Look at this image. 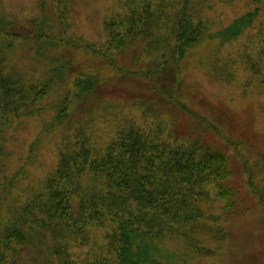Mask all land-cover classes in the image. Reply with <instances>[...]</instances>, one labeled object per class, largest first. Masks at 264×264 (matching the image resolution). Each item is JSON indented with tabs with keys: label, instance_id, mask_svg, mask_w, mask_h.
<instances>
[{
	"label": "rangeland",
	"instance_id": "rangeland-1",
	"mask_svg": "<svg viewBox=\"0 0 264 264\" xmlns=\"http://www.w3.org/2000/svg\"><path fill=\"white\" fill-rule=\"evenodd\" d=\"M166 1L173 12L184 0ZM187 5L208 32L184 56L165 49L155 26L150 37H134L108 51L114 60L110 67L91 49H107L104 23L123 6L119 0H0L4 72L24 82L47 77L53 82L40 101V114L16 118L3 131L0 231L8 209L55 167L59 149L84 144L99 155L118 130L135 126L170 144L198 139L223 152L231 173L227 186L235 192L226 201L207 186L203 215L184 227L186 234L158 243V264H264V0H187ZM254 9L253 23L240 34H219ZM40 33L44 36L37 38ZM149 70L176 106L150 88L143 74ZM84 75L96 84L73 97L67 115L55 121L56 104L67 92L74 94L76 78Z\"/></svg>",
	"mask_w": 264,
	"mask_h": 264
},
{
	"label": "trees",
	"instance_id": "trees-1",
	"mask_svg": "<svg viewBox=\"0 0 264 264\" xmlns=\"http://www.w3.org/2000/svg\"><path fill=\"white\" fill-rule=\"evenodd\" d=\"M123 1L119 0L123 6L104 23L107 49L90 48L110 67L114 60L108 51L120 50L134 37H150L155 26L165 49H171L175 57L184 56L208 32L202 20L192 19L193 7L187 0L173 12L167 11L166 0ZM257 11L236 17L219 34L237 36L253 23ZM5 57L2 48L0 141L16 118L41 113L40 101L53 83L52 77L29 83L5 73ZM160 64L167 67L164 61ZM143 74L156 94L177 105L165 86L154 82L152 70ZM95 84L91 75L76 78L74 94L67 92L56 104L55 121L67 115L73 97L90 92ZM58 154L55 167L38 188L8 209L0 231V264H158V243L168 235L186 234L184 227L203 215L200 202L208 197L207 186L213 187L219 199L235 196L227 186L231 174L227 156L198 139L170 144L128 126L118 130L99 155L84 144L73 150L59 149ZM28 249L32 254L23 255Z\"/></svg>",
	"mask_w": 264,
	"mask_h": 264
}]
</instances>
